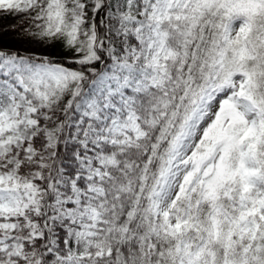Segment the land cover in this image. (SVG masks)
Masks as SVG:
<instances>
[{"label":"trees","instance_id":"obj_1","mask_svg":"<svg viewBox=\"0 0 264 264\" xmlns=\"http://www.w3.org/2000/svg\"><path fill=\"white\" fill-rule=\"evenodd\" d=\"M110 1L83 0L81 20L71 25L72 0L52 4L40 0L44 25L49 31L56 30L47 43L49 55L0 48L2 57L22 58L29 64L62 65L78 77L60 88L50 82H36L27 69L17 74L34 103L39 100L38 94H44L46 104L42 107L48 113L41 116L36 112L39 121L51 125L52 116L59 121L53 154L41 166L39 177L34 178L37 208L26 214L34 234L29 235L21 224L17 237L22 254L18 259L24 264H58L54 252H65L66 230L62 222L52 219L53 201L57 182L64 179L62 173L68 178L75 170L74 149L78 143L67 139L69 121L76 118L75 103L110 62ZM143 1L129 0L136 16L144 8ZM58 9L63 11L62 16ZM237 16L245 18L248 25L233 30L230 41L223 42L228 20ZM163 26L167 32L166 79L163 85L136 96L137 122L143 134L131 143L103 145V151L114 153L116 162L107 167V175L100 181L104 212L89 251L98 247L108 250L96 258L95 264H264V217H260L259 189L254 182H264V0H192L171 8ZM71 30H75V37L70 40ZM76 46L83 58H70ZM233 72L245 78L244 94L258 110V127L254 133V126L233 109L223 116L215 115L189 155L195 159L213 139L227 142L209 169L204 168L205 173L197 176L203 161L193 162L181 178L166 208L175 221L171 226L166 212L153 211L155 190L167 158L200 95L225 83ZM42 143V133L37 130L33 137L37 151ZM250 143L257 166L254 179L245 169L244 148ZM36 164L23 160L19 171L29 174ZM19 220L23 223L24 219ZM250 220L257 223L253 239L246 230ZM4 259L0 250V261Z\"/></svg>","mask_w":264,"mask_h":264},{"label":"rangeland","instance_id":"obj_2","mask_svg":"<svg viewBox=\"0 0 264 264\" xmlns=\"http://www.w3.org/2000/svg\"><path fill=\"white\" fill-rule=\"evenodd\" d=\"M93 1V0H92ZM192 0H144L140 15L131 12L129 0H111L107 11V26L112 34L108 57L110 62L94 77L76 101V118L69 121V141L78 144L74 149L73 176L57 182L53 201L52 219L64 225V254L54 252L58 264H95L98 256L108 253L102 247L89 251V245L104 212L100 181L107 175V167L115 164L113 152L103 151V145L131 143L142 134L135 110L136 96L163 85L166 79L165 37L163 26L170 9L191 3ZM55 3L57 0H48ZM70 24L79 23L83 12V0H72ZM62 16L63 11L57 10ZM44 11L40 0H0V48L13 50L33 56L49 55L47 43L53 36L44 25ZM248 21L243 17L231 18L225 28L223 42L231 39L232 31L243 29ZM75 30L70 32V40ZM131 40V41H130ZM76 46L70 58H83ZM20 69L30 71L36 82L43 85L52 83L60 88L66 87L77 74L70 69L54 63H24L22 58L0 56V250L5 259L0 264H24L21 245L17 240L21 224L29 235L34 234V226L29 225L27 212L37 207V187L34 178L39 177L41 166L53 154L56 145V132L59 121L52 116V124L39 121V115L48 112L43 93L37 95L34 103L26 95V86L17 76ZM14 71V75L11 73ZM245 78L239 72L229 75L225 83L200 95L197 104L190 111L186 126L177 135L168 157L167 166L156 191L154 211L166 210L169 198L176 191L178 183L193 162L203 161L197 176L209 169L210 162L227 142L224 138L211 140L200 150L195 159L189 155L204 130L217 113L224 115L233 109L249 124L258 127V110L244 94ZM42 133V146L36 150L33 137L36 131ZM256 136V135H255ZM248 177L254 179L257 170L252 150L253 143L245 148ZM23 160L37 163L29 169V174L19 171ZM31 174V175H30ZM258 210L264 217V184L257 180ZM169 223L174 219L167 213ZM23 218V223L20 222ZM249 238L253 239L257 223L250 220L246 224ZM253 237V238H252ZM55 237L52 243L55 246Z\"/></svg>","mask_w":264,"mask_h":264}]
</instances>
